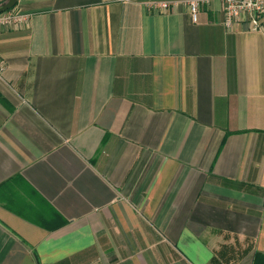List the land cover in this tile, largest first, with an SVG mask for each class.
I'll list each match as a JSON object with an SVG mask.
<instances>
[{
  "label": "crops",
  "instance_id": "obj_1",
  "mask_svg": "<svg viewBox=\"0 0 264 264\" xmlns=\"http://www.w3.org/2000/svg\"><path fill=\"white\" fill-rule=\"evenodd\" d=\"M161 1L0 27V264H264V18Z\"/></svg>",
  "mask_w": 264,
  "mask_h": 264
},
{
  "label": "built area",
  "instance_id": "obj_2",
  "mask_svg": "<svg viewBox=\"0 0 264 264\" xmlns=\"http://www.w3.org/2000/svg\"><path fill=\"white\" fill-rule=\"evenodd\" d=\"M205 0H190L189 10L194 22L197 21L201 3ZM224 7V24L231 29L235 24L247 23L249 29L258 32L262 29V20L264 18V0H222ZM163 11H168L170 7L169 0H162L157 5ZM29 22V16L16 12L14 9L0 14V27H13L23 25ZM5 71V65L0 62V79Z\"/></svg>",
  "mask_w": 264,
  "mask_h": 264
},
{
  "label": "water",
  "instance_id": "obj_3",
  "mask_svg": "<svg viewBox=\"0 0 264 264\" xmlns=\"http://www.w3.org/2000/svg\"><path fill=\"white\" fill-rule=\"evenodd\" d=\"M18 1L19 0H7L3 4H1L0 5V14L13 9L18 4Z\"/></svg>",
  "mask_w": 264,
  "mask_h": 264
},
{
  "label": "trees",
  "instance_id": "obj_4",
  "mask_svg": "<svg viewBox=\"0 0 264 264\" xmlns=\"http://www.w3.org/2000/svg\"><path fill=\"white\" fill-rule=\"evenodd\" d=\"M138 1H151V0H138ZM152 1H153V0H152ZM15 7H16V6H15ZM15 7H14V8H15ZM14 8H13V9H14ZM258 257L262 258V256H258Z\"/></svg>",
  "mask_w": 264,
  "mask_h": 264
}]
</instances>
